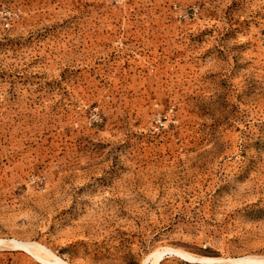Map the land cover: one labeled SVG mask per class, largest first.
Listing matches in <instances>:
<instances>
[{
	"label": "rangeland",
	"instance_id": "374dc122",
	"mask_svg": "<svg viewBox=\"0 0 264 264\" xmlns=\"http://www.w3.org/2000/svg\"><path fill=\"white\" fill-rule=\"evenodd\" d=\"M35 241L264 264V0H0V264Z\"/></svg>",
	"mask_w": 264,
	"mask_h": 264
},
{
	"label": "bare ground",
	"instance_id": "6f19581e",
	"mask_svg": "<svg viewBox=\"0 0 264 264\" xmlns=\"http://www.w3.org/2000/svg\"><path fill=\"white\" fill-rule=\"evenodd\" d=\"M22 246L29 251H32L38 258L46 261L49 264H70L59 256H57L52 250L48 249L46 246L38 242H26ZM170 252L179 254L182 258L189 260L195 259L193 254L177 249H169ZM164 251H157L152 253L145 261L144 264H159V261L163 258ZM258 257L255 256H246L238 258H224V257H203L200 260L205 261L210 264H246L258 261Z\"/></svg>",
	"mask_w": 264,
	"mask_h": 264
}]
</instances>
